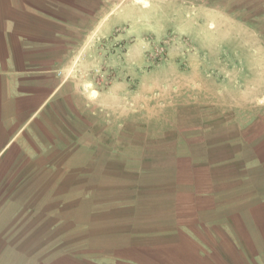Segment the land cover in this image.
<instances>
[{"label": "rangeland", "instance_id": "1", "mask_svg": "<svg viewBox=\"0 0 264 264\" xmlns=\"http://www.w3.org/2000/svg\"><path fill=\"white\" fill-rule=\"evenodd\" d=\"M85 19L60 30L52 147L11 239L43 263L126 264L115 249L172 240L162 202L137 220L173 193L176 154L264 111V0H108Z\"/></svg>", "mask_w": 264, "mask_h": 264}, {"label": "crops", "instance_id": "2", "mask_svg": "<svg viewBox=\"0 0 264 264\" xmlns=\"http://www.w3.org/2000/svg\"><path fill=\"white\" fill-rule=\"evenodd\" d=\"M107 2L0 0V264H58L20 249L12 242L11 226L26 205L29 182L35 190L37 161L52 147L48 110L64 84L58 66L60 30L106 12ZM230 134L228 129L222 138L200 139L194 148L179 151L173 193L166 201H144L145 221L124 218L134 227L136 220L153 226L152 210L162 202L169 224L162 234L172 240L117 248L116 261L264 264V111Z\"/></svg>", "mask_w": 264, "mask_h": 264}]
</instances>
